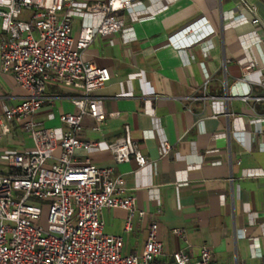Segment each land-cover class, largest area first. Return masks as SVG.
I'll use <instances>...</instances> for the list:
<instances>
[{
	"label": "crops",
	"instance_id": "obj_1",
	"mask_svg": "<svg viewBox=\"0 0 264 264\" xmlns=\"http://www.w3.org/2000/svg\"><path fill=\"white\" fill-rule=\"evenodd\" d=\"M247 1L256 5L257 24L246 11L245 18L229 14L237 0H136L120 12L121 33L96 37L83 52L110 79L95 91L106 115L101 129H93V117L82 119L81 138L98 146L77 150L76 160L122 175L144 211L131 231L125 209L102 212L103 231L122 236L123 254L142 253L155 221L163 243L156 264L173 261L177 251L196 261L204 245L219 264H264V0ZM81 22L77 14L74 36ZM191 23L197 28L182 34ZM249 62L256 66L245 72ZM25 94L0 68V174L14 170L11 155L34 149L22 126L28 118L3 129V106ZM45 94L52 102L32 119L59 137L66 128L60 114L78 112L71 101L77 92L49 84ZM126 126L148 159L144 167L116 163L108 149Z\"/></svg>",
	"mask_w": 264,
	"mask_h": 264
},
{
	"label": "built area",
	"instance_id": "obj_2",
	"mask_svg": "<svg viewBox=\"0 0 264 264\" xmlns=\"http://www.w3.org/2000/svg\"><path fill=\"white\" fill-rule=\"evenodd\" d=\"M135 1L0 0V68L26 91L19 103L3 106V129L8 131L6 123L12 120L28 118L22 126L34 143L32 152L11 155L14 170L0 174V264H156L162 254L155 221L148 225L140 255L121 252L122 236L103 231V210L125 209L126 231L132 230L134 217H142L144 211L137 209L135 196L126 192L122 175H113L110 167H99L87 158L76 160L77 150L98 146L97 141L81 138L82 119L93 117V129H101L106 115L95 91L110 79L109 70L85 60L83 52L96 37L121 33L125 19L120 12ZM244 11L251 15V23L260 22L256 5L247 0H237L229 14L245 18ZM77 14L82 22L74 36L72 21ZM197 26L191 23L181 33ZM255 66L249 62L244 70ZM49 84L77 92L71 101L78 112L60 114L66 128L59 137L32 119L45 102L53 100L45 94ZM163 146L170 148L166 142ZM56 148L60 149L57 156ZM108 149L116 163L133 159L144 167L148 162L128 126ZM35 198L50 201L47 227L39 224L41 207ZM173 233L183 236V229ZM162 264L219 263L204 245L196 261L177 251L173 261Z\"/></svg>",
	"mask_w": 264,
	"mask_h": 264
},
{
	"label": "rangeland",
	"instance_id": "obj_3",
	"mask_svg": "<svg viewBox=\"0 0 264 264\" xmlns=\"http://www.w3.org/2000/svg\"><path fill=\"white\" fill-rule=\"evenodd\" d=\"M17 195H21L20 192H17ZM41 207V216L39 220V224L42 225L43 227H47V215L49 211V206H50V201L49 200H44L41 198H35L34 199Z\"/></svg>",
	"mask_w": 264,
	"mask_h": 264
}]
</instances>
